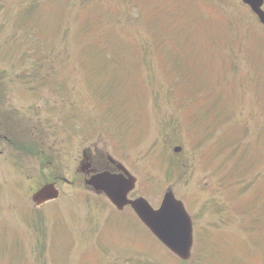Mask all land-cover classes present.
I'll return each instance as SVG.
<instances>
[{
    "label": "rangeland",
    "instance_id": "1",
    "mask_svg": "<svg viewBox=\"0 0 264 264\" xmlns=\"http://www.w3.org/2000/svg\"><path fill=\"white\" fill-rule=\"evenodd\" d=\"M47 2L0 0V57L7 56L11 61V57L19 52H32L29 48H36L33 38L26 33L25 24L31 17L40 20L43 24L41 28L51 38V41L47 40L49 46L45 45L47 49L44 54L47 57L37 63L44 66L46 78L45 86H39L38 98L41 109L47 113L45 118L49 119L44 124L43 133L46 152L42 164L37 160H29L26 164V181L31 182V177L39 171L48 174L54 168V161H61V164H56V169L70 181L75 177L81 151L89 149V144H101L94 152L87 153L94 156L101 151L104 166L107 156L121 161L137 179L134 195L145 197L156 207L165 188L170 186L183 201L193 218L194 228L202 234V238L199 234L194 240L197 245L192 250L190 260L187 263L181 261V264H256V258L261 260L260 264H264V232L253 229L256 221L260 222L264 217V27L257 23L250 10L240 0H213L201 5L199 0ZM31 3L44 4L45 15L36 11L22 18L20 11ZM61 5H64L62 10ZM54 11H58L56 19L50 16ZM168 16L171 17L165 19ZM185 17L189 19L185 22H190L189 28L183 24ZM52 22L59 26L54 29L48 27ZM31 31L35 35L44 34L34 26ZM206 33L215 34V37L205 41ZM169 35L180 37L183 41L165 52L163 44L167 43ZM100 38L106 45L98 53L100 45L92 42ZM148 43L151 55L147 57L146 53L133 65L130 59L137 57ZM81 50L88 55L98 53L109 60L114 56L122 57V68L130 75L128 83L144 86L147 113L145 120L139 113L135 120L142 124L138 144L119 148L121 142L108 133L113 131L110 123L99 124L100 129L94 137L82 136L91 132L92 126L88 125L74 134L69 133L71 127L65 124L75 115H81L86 120L88 116H99L93 105V95H97L93 90L101 87L114 90L113 86H118L117 77L112 72L102 82L97 81L96 77L92 78L89 65H86L88 59L80 53ZM185 58L190 63L183 68V73L192 75V86H177L165 80L159 69V60H162L169 76H176L180 73L179 62ZM19 60L22 59L14 60L13 65L18 64ZM7 63L0 59V72H13L12 66L6 67ZM137 71L140 80L134 82L132 73ZM8 78L9 82H13L6 89L13 90L12 94L17 98L23 92L30 97L33 95L25 87L32 89L26 83V78L21 81L11 75ZM55 82L63 83L58 95L50 87ZM106 100L115 102L116 95L110 93ZM12 104H16L17 109H25L27 105L18 100ZM111 118L127 120L128 116L115 115ZM206 118L210 119L211 131L198 126ZM95 120L102 123L98 118ZM56 121L59 129H54ZM11 127L10 124L5 125L8 133L13 132ZM244 129L245 132L249 130L246 138ZM235 138L244 139L239 150L249 151V159L246 158L241 167L234 163L235 154L225 156V153H221L214 161L206 159L211 154L206 148L209 141L212 144L217 139L225 147ZM54 143L56 146H53ZM175 146L182 147L179 154L172 152ZM161 156L175 163V171H171L173 169ZM5 159V154L0 155V185L14 182L13 189L20 193L23 181H15L12 173L24 165L25 158L21 156L17 162L12 158L5 162ZM155 182H159V185ZM143 184L154 189L151 195L142 193ZM60 192L61 197L57 202L48 203L41 209L43 219L23 209L34 210L30 188L24 192L22 202L7 196L5 190L0 192V235L6 230L9 238L7 243L0 236V264H14L15 261L13 252L3 250L5 248L14 250L20 256L29 254V264H44L45 256L43 259L37 256L42 251L48 256L52 255L59 264H66L67 253L69 264H80L84 252L86 258L88 241L95 239L94 235L91 237L90 230L98 226H103L99 229L98 243L104 250L131 246L133 238L138 246H147L143 235L148 234L143 229L138 228L139 232L134 230L126 216L106 222L107 211L94 212L90 203L85 202L90 197L89 193L77 179L69 184H61ZM58 203L65 208L60 209L61 214L53 212ZM68 207L79 211L77 221L75 215L68 212ZM253 216L255 221H251ZM205 230H210L211 234ZM233 234L244 235V242H260L262 247L255 248L250 254L247 248L235 242L238 238L234 239ZM85 236L90 239L87 241ZM73 239V251H67ZM165 252L162 248L157 264L158 261L180 264ZM153 253L156 254V251L153 250ZM112 258L119 261L118 264L154 263L149 257L141 255L137 256L136 261L128 259L131 258L129 255H114ZM123 259L129 263L120 262Z\"/></svg>",
    "mask_w": 264,
    "mask_h": 264
},
{
    "label": "water",
    "instance_id": "2",
    "mask_svg": "<svg viewBox=\"0 0 264 264\" xmlns=\"http://www.w3.org/2000/svg\"><path fill=\"white\" fill-rule=\"evenodd\" d=\"M243 2L249 4L258 15L259 20L264 23V13L260 10L262 0H243ZM97 184L105 190L109 186L115 189L107 192V194L118 196L119 201L124 202V195L131 188L132 179L119 184L113 177L101 175ZM46 196H53L51 186H46L36 193L34 200L38 203ZM132 205L140 218L163 243L181 257L186 258L188 256L191 246V222L180 201L175 200L172 194L167 193L158 210H152L141 198L133 202Z\"/></svg>",
    "mask_w": 264,
    "mask_h": 264
},
{
    "label": "trees",
    "instance_id": "3",
    "mask_svg": "<svg viewBox=\"0 0 264 264\" xmlns=\"http://www.w3.org/2000/svg\"><path fill=\"white\" fill-rule=\"evenodd\" d=\"M215 37V34H209L206 33L204 36L205 41L209 40V39H213ZM183 41L180 37L177 38H171V36L169 35V39L167 41V43L163 44L165 46V52L168 51L169 49L173 48L177 43ZM100 43L101 45H104V42L102 41V39L100 38L99 41L97 39H95V43ZM164 52V53H165ZM115 56L114 59L107 62V64L109 65V70L112 72V74L116 75L117 77V85L118 86H129L127 87V94L124 95V99L125 101H129L130 105L127 106V113L131 116H134V113L137 112L139 114H141V116L143 115V108L141 106H139V102L142 100L143 96L140 93V85L136 86L135 84H129L128 83V76H130L126 71L123 70L122 68V60L120 61V63H118L115 60ZM122 59V58H121ZM130 62L133 63V65H136L137 62V58L136 57H132L130 59ZM190 63L189 59H183L182 61L179 62L178 68L180 69V73L176 76H169V74L167 73V71L165 70L163 64H162V60H159V65H160V69L161 71L165 74L166 76V80L167 81H171L173 83H175L177 86H192V75H187L183 73V68L188 66V64ZM93 67H96V64H93ZM98 71V70H95ZM134 82H136L137 80H140V73L139 71L132 73ZM196 83L198 84V86H200V81L198 80V78L195 79ZM129 98L133 99V100H129ZM118 104H111L109 103L107 106H105V114H106V119L111 118L114 114L120 113V111L115 110V106H117ZM210 120V119H209ZM111 121V120H109ZM116 122V121H114ZM131 122L130 121H122L118 124L117 128H116V133L117 135H124L128 130H130L134 125L131 127L130 126ZM198 126L202 127L204 130L206 129H211V124L208 120H203ZM125 130L123 133H121V130ZM193 130L194 127H193ZM121 133V134H120ZM210 134V133H208ZM241 140L240 139H232L230 142H228V144L223 147V145L221 144V142L219 140L216 139V141L212 144H209L206 146V148L209 150V152L212 154H208L206 156V159H210L212 161H214V156L218 157L221 153H225V156H229V155H233L235 154L238 157L237 163H241L242 159H243V155L245 154V151H241L238 148L241 146ZM214 155V156H213Z\"/></svg>",
    "mask_w": 264,
    "mask_h": 264
},
{
    "label": "flooded vegetation",
    "instance_id": "4",
    "mask_svg": "<svg viewBox=\"0 0 264 264\" xmlns=\"http://www.w3.org/2000/svg\"><path fill=\"white\" fill-rule=\"evenodd\" d=\"M94 169H96V171H98V170H99V168H94Z\"/></svg>",
    "mask_w": 264,
    "mask_h": 264
}]
</instances>
